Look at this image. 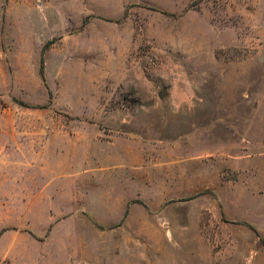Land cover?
Listing matches in <instances>:
<instances>
[{"label": "rangeland", "instance_id": "rangeland-1", "mask_svg": "<svg viewBox=\"0 0 264 264\" xmlns=\"http://www.w3.org/2000/svg\"><path fill=\"white\" fill-rule=\"evenodd\" d=\"M0 160V264H264V0H0Z\"/></svg>", "mask_w": 264, "mask_h": 264}, {"label": "crops", "instance_id": "crops-1", "mask_svg": "<svg viewBox=\"0 0 264 264\" xmlns=\"http://www.w3.org/2000/svg\"><path fill=\"white\" fill-rule=\"evenodd\" d=\"M46 155L44 154V151L38 150L33 144H24L23 147L20 145L15 146L14 148L10 149L8 160H3L5 164L8 165V182L14 185H20L22 183L24 184H31L33 185L31 187V191H25L21 190L20 187H17L14 193H12V197L16 199H28L30 202L28 210V215L33 214L35 210L41 209L43 212H46L44 215L47 217V223L45 224V227H47L50 223H52L54 220H56L55 214L51 213L48 208L45 206H41V203L44 201H48L50 198V194L48 192V189H44L43 187L38 186V180L39 177H41L38 172H41L43 170L47 171L43 167L42 163H47ZM2 160H0L1 164ZM1 166V165H0ZM48 173V172H47ZM2 175L0 174V178ZM35 184V185H34ZM35 188V189H34ZM34 189V190H33ZM74 191L76 192L75 185H74ZM73 191L72 197L75 195V192ZM78 192V191H77ZM23 193V195H21ZM40 207V208H39ZM88 212V211H87ZM50 215L48 216V214ZM118 214H120L118 212ZM90 215L94 218L96 222L101 223L102 221L97 220L94 217V214L90 213ZM63 222H59L54 225L53 229L50 231V233H46L44 231L43 227H37L36 231L38 233L37 236H40L45 238V241L38 240L37 238H29L34 239V241L38 243H43L46 241H49L50 239L55 236V232L58 230V228H61L63 226ZM59 231V230H58ZM47 234V236H45ZM21 242V240L17 239L13 233H9V231H4L0 234V249L2 248L1 254H3L7 249L8 253L13 257V254L17 252L21 247H18V244ZM20 252H22L20 250ZM0 254V255H1ZM27 256V255H26ZM68 264V263H67ZM70 264H76V262H72Z\"/></svg>", "mask_w": 264, "mask_h": 264}]
</instances>
